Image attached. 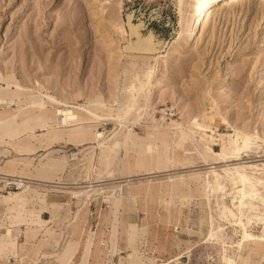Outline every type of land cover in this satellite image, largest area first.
Returning a JSON list of instances; mask_svg holds the SVG:
<instances>
[{"label":"rangeland","instance_id":"rangeland-1","mask_svg":"<svg viewBox=\"0 0 264 264\" xmlns=\"http://www.w3.org/2000/svg\"><path fill=\"white\" fill-rule=\"evenodd\" d=\"M253 4L212 17L194 40H179L161 58L148 87L151 105L147 107L149 112H159V124L151 125L145 119L136 124L131 118L127 125L132 131L123 138L125 144L104 152L109 155L105 166L97 163L94 140L77 146L53 139L47 144L55 141L53 146L46 149L44 144L28 156L0 144L4 145L0 146L2 213L3 204L9 211L17 203L13 194H19L22 183L13 179L29 181L25 196L32 192L40 196L55 192L57 196L54 212L46 209L41 215L52 219L36 238L34 256L22 264H161L164 260H171L170 264H222V245L233 246L241 236V227L231 225L236 218H241L249 232L264 234V204L258 197L264 199V8L262 20L255 23ZM127 13L132 14V23L142 22L141 31L151 30L156 39L169 40L159 52L165 53L180 27L177 0H0V72L8 76L11 89L21 91L0 108V118L10 116L0 126V139H6L17 126H27L28 122L19 121L30 112L40 116L31 122L39 126L46 123L44 115H51L49 123L63 119L53 108L61 101L104 114L120 108L129 76L154 66L153 61L128 57L142 53L124 49ZM4 79H0V87L6 85ZM46 95L56 103L53 107L44 104L48 112L39 111L36 103L44 102ZM194 120L206 130L195 128ZM95 124L98 141L105 140L116 126L110 120ZM164 129L169 156L162 155V160L167 167L148 185L146 175L133 176L123 165L134 164L141 138L152 141L153 148ZM242 134L251 138L250 147L233 154L234 140L241 144ZM140 159L138 173H144L146 161ZM238 172L257 191V198L241 207L235 202L238 193L233 183ZM207 175L212 184L217 181L221 187L210 192L208 199L201 191ZM55 177L59 181H53ZM257 177L263 182L257 183ZM57 189L79 195L71 198ZM121 193L128 196L127 203L117 210ZM209 215L215 239L203 243ZM143 217L146 227L141 225ZM20 230H1L4 254L15 253ZM113 231L118 233L117 239L106 242ZM172 234L177 244L174 252L168 251ZM23 241L24 233L18 247ZM226 250L234 256L255 257L251 247L242 252L233 247ZM260 263L257 258L256 264ZM0 264L18 261L10 256Z\"/></svg>","mask_w":264,"mask_h":264},{"label":"bare ground","instance_id":"bare-ground-1","mask_svg":"<svg viewBox=\"0 0 264 264\" xmlns=\"http://www.w3.org/2000/svg\"><path fill=\"white\" fill-rule=\"evenodd\" d=\"M177 1H178L179 8H180V21H179L180 27H179L177 36L174 39H172L173 37L171 38L172 40L170 41L168 48L165 50V53H159V52H162L165 49L169 40L161 41L159 39H156L154 33L151 30H147L146 32L141 31L142 22L138 21L137 23H132V14L131 13L126 14V23L128 26V37H127V42L124 45V49L126 51H129V53H142L141 55H130L128 57L153 61L154 66L147 67L146 69H140L139 71H134L129 76L126 85L123 86V89H124L123 91L125 95L123 97L124 98L123 101L121 102L120 108H118L116 111L110 114H104V113H99L97 111H94L90 108H87L84 105L74 106V105L68 104V102H65V101H61L60 103L57 102L59 103V107H53L54 104L56 103L55 98L51 97L50 95H46V100L44 102L39 103V104L36 103V105H38L37 109L39 111L48 112V110H45V107L47 106H44V104H49V106L54 108V112L56 113L57 117L62 116L63 119L54 118L55 121H53V123L51 122L49 123L47 119H51L49 117L51 115L50 114L44 115L47 121L45 120L46 123L44 125L39 126L31 122L36 121L37 119L40 118V116L36 115L33 112H30L29 114L25 116V118L19 121V122L25 121V122H28L29 124L22 129L19 128V126L12 129L6 139L5 138L0 139V144L5 143L9 145L13 149V151L18 154L30 155L34 153L36 149L43 146L44 144L46 145L53 139L68 140V141L73 142L74 145L83 143L84 141L94 140L96 142L94 149L97 150V152L95 153L97 155L96 157L97 163H101L102 166L103 165L105 166L107 163L105 160H108L109 155H106L104 152L108 148H110V146H113V145L120 146V145H123V143L125 144V141L123 142V138L129 132L132 131V128L127 125L130 122L131 118L134 117V120L137 121L136 124H141L144 119L146 122L150 123L151 125L159 124L158 120H159L160 114H157L159 112L156 110L149 112L147 109V107L151 105L149 103L150 97L148 96V90H149L148 87L152 85L153 78L157 75L158 70L155 68V66H157L158 64H161V61H162L161 58L164 57V55L168 54L169 51L173 48V46L179 40L183 38H186L187 40H194L198 35V31L200 27L201 26L204 27L205 24L212 17L218 15L219 13L225 12L228 9H231V10L238 9L245 3L247 4L254 3L252 6L256 7V8L254 7L256 10L253 15V20L255 21V23L260 22L263 18L261 9L264 8V0H177ZM138 24H140L141 26L134 30V27ZM2 76L3 75L0 72V79L5 78L4 80L6 82L5 83L6 85L0 87V108L5 103L12 102L14 100L13 96L19 97L21 93V91L18 90L17 88L11 89V86H10L11 84H10V80L8 79V76H3V77ZM8 91L12 92L13 95H10ZM1 111H3V108L1 109ZM78 112H84L85 116H79L80 113ZM17 115H18V112H15L13 114V117L16 118ZM9 117L0 118V126L1 124L6 123V121H9L10 119ZM108 120L113 121L116 126L114 130L112 131V133L105 140L98 141L97 134L95 133L97 130L96 129L97 124L95 123H98L99 121H108ZM193 124L195 128L201 131L206 130V126L198 123L197 120H194ZM40 127H43V129L40 130L39 129ZM124 129L127 131L125 132ZM62 131H66V133L63 134ZM162 131L163 132L161 133V137H160L161 139L158 142L155 141V143L158 146H162L165 150L162 149L160 151H157L156 154L152 155V153L154 152L153 148H155L156 146L152 148L153 146L152 141H149L152 144L148 145L149 142L146 143L144 141L145 138H141V141L143 142H141L140 146L138 147H144L145 149L141 151V155H139V153L136 152L135 162L139 160V158L142 157L143 160L146 161L147 163L148 168L146 171L147 174H145L146 175L145 181L148 185H152L153 179H155L154 175H158V174H154V171L156 170L154 166L155 161L157 160V162H160L161 160L163 162L162 155L165 154L169 156L168 155L169 148H168L167 130L164 129ZM149 134L146 136V140L147 138H149ZM64 136H67V137L65 138ZM240 138H241V142H240L241 144H239V142H236V139L234 140L233 154L234 153L238 154L241 149L244 151L250 147L251 138L248 135L242 134ZM163 164L167 166V163L163 162ZM91 169L88 171L89 173ZM94 169L95 167H93V170ZM89 173H87L88 176H89ZM236 177H237V180L233 182L236 184L237 193H238L237 200L235 202L239 203L238 206L241 207L247 204L248 200L256 199L257 191L255 188V185L250 183V181H248V178L245 174L238 172ZM204 178H205V181L203 180L204 183L202 184L201 191L203 192L205 197L208 199L210 192L215 193L217 189H220L221 187L217 181H214L213 182L214 184H212L209 179V175H207ZM13 180L15 181L14 183H17L18 185L22 183V185L20 186L19 194L15 196V193H14L13 196L15 198L21 199V202L23 205L22 212H28L24 207V204L26 203L25 191L31 185L29 184V181H25V180L22 181L21 179L20 180L13 179ZM32 181L33 180H30V183ZM256 182L262 183L263 180L260 177H257ZM56 185H58V187H63V185L60 183ZM195 187L200 188V186L198 185H194V188ZM191 189L192 187L189 188L190 191ZM56 191L60 193H64V192L68 193L71 195V198H76L79 195L76 191L68 192V190H58V189ZM258 197H259V200H261L264 204V199L260 196ZM2 198H3L2 194H0V200ZM127 198L128 196L121 193V196L118 199V202H116L117 210H120L123 206H126ZM228 212H229V215L233 216V213L231 212L230 209H228ZM209 217H210V220H209L210 226H209L208 231L205 234V237L203 238V241H202L203 243H207L215 239L214 235L216 232L214 230V227L212 226L211 215H209ZM226 220L227 222L231 223L229 218H226ZM43 222L45 223V221ZM141 223H142L141 224L142 226L144 227L147 226V220L145 217H143ZM231 225H235V226L238 225L241 227V231H242L241 236L237 239L236 243L233 246H229L226 244L222 245L223 253L219 255L220 256L219 261L222 264H245L246 262H248V264H256L257 258H260L261 260L260 264H264V234L261 236V235H256L254 233L249 232L247 228L245 227V224L242 222L241 218H236V220L233 221ZM38 229L39 230H38V234L36 238H38V236L45 229V227H43V225H39ZM29 235L30 234H28V236ZM117 237H118V233L116 231H113L107 235V238H105V241L113 243L114 240L117 239ZM31 245L32 244H30V246L24 250L22 255L28 251ZM176 245L177 244L175 241V235L172 234L169 240V250L168 251H170L171 249L172 252H174ZM229 247L239 249L240 252L246 251L248 247H251V251L253 252V254H255L254 255L255 257L249 258L250 257L249 256L248 258L250 260L246 261L248 258H246L243 253L235 255V256L231 255L230 253H227L228 251L226 250V248H229ZM112 250L116 251L114 247L112 248ZM168 258L169 259L172 258V255L169 256ZM170 263H171V260H164L161 264H170Z\"/></svg>","mask_w":264,"mask_h":264},{"label":"crops","instance_id":"crops-1","mask_svg":"<svg viewBox=\"0 0 264 264\" xmlns=\"http://www.w3.org/2000/svg\"><path fill=\"white\" fill-rule=\"evenodd\" d=\"M49 143H47V144H49ZM53 143H56V142L54 141L48 146L46 144L45 145V146H47L46 149L53 146ZM80 145L81 144H78L77 146H80ZM0 146H4V145H0ZM155 146H156V144H155ZM42 148H44V147H42ZM38 149H36V151ZM144 149H145L144 147H139L137 150V153H139V155H141V151H143ZM153 151L154 152L152 153V155L156 154V152L159 151V148L155 147V148H153ZM35 152L32 154H35ZM32 154H30V155H32ZM24 156H28V155H24ZM139 160H141V159L139 158ZM160 162H157V160H156L154 163V166L156 168V170L154 171V174H158L155 176H159V174H161V172L164 171L165 167H167L165 164H163V162H161V163ZM137 165H139V161L137 163L134 162V164L131 166H128L127 163L124 164L125 168H127L129 170L130 174H132V173L135 174L133 176L147 174L146 172L138 173L141 170L137 169ZM145 166H147V163L145 164ZM152 166H153V164H152ZM161 167L163 169H161ZM147 168H148V166L145 168L146 171H147ZM64 175L65 174H63V177H64ZM53 181H59V180L55 177L53 179ZM41 195H43V196H40V194H37L34 192L26 194V196H25L26 197V203L24 204V207L28 212H22V206L23 205H22L21 199H18V198H17V203L14 205V207L12 209L9 208L10 209L9 211H6V207L3 204V210L5 213H2L0 211V232H1V230H6V231L7 230H16L19 227L21 229L20 230L21 231V240L20 241L23 240V233L25 236H24V241L19 244V247H18V243L20 241L17 242L16 251L14 254H8V255L4 254L5 246H3V248L0 249V261L8 260V258L10 256H13L15 261L16 260L18 261V264L19 263L22 264V261L24 259H28L29 257L32 258V255L34 256L35 250H33V246L35 245L36 240L38 239V238L36 239V237L38 234L39 225H43V227H45L44 225L46 223H49L52 219V218H50L49 220L44 219V218H42L41 215L43 212L47 211L46 209H49L53 213L55 210V207H54L55 202H56L55 199H57V198H55V197H57V196H55V192H54V194L48 193L47 195L46 194H41ZM61 202H64V200H61ZM145 211L146 210L143 208V213L147 214ZM139 212L140 211L138 210V216H140ZM10 219H13L14 221L11 222ZM40 221L42 222V224H39ZM43 221H45V223ZM33 233H35V234H33ZM28 234H30V235L28 236ZM42 234H40L38 237H41ZM34 240H35V242H34ZM30 244H32V245L29 248V250L27 251V253L23 257H21L24 250L26 248H28L30 246ZM17 249H18V253H17ZM17 255H18V257H17ZM38 257L40 258L41 256H38Z\"/></svg>","mask_w":264,"mask_h":264}]
</instances>
